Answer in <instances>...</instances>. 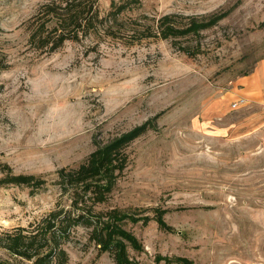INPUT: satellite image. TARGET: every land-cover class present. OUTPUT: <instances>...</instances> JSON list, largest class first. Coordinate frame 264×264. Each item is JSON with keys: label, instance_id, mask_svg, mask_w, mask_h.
Wrapping results in <instances>:
<instances>
[{"label": "rangeland", "instance_id": "1", "mask_svg": "<svg viewBox=\"0 0 264 264\" xmlns=\"http://www.w3.org/2000/svg\"><path fill=\"white\" fill-rule=\"evenodd\" d=\"M51 1L0 0V235L62 210L83 222L64 264H264V101L232 109L264 60V0H141L113 38L36 50L29 19ZM171 15L220 19L171 42L156 28ZM139 128L111 181L60 177Z\"/></svg>", "mask_w": 264, "mask_h": 264}, {"label": "trees", "instance_id": "2", "mask_svg": "<svg viewBox=\"0 0 264 264\" xmlns=\"http://www.w3.org/2000/svg\"><path fill=\"white\" fill-rule=\"evenodd\" d=\"M98 0H52L42 4L29 19L27 30L29 31L28 44L36 50H47L54 52L63 46L65 42L78 41L102 31L106 36H116L119 17L127 11L137 9L141 0H124L118 4L112 2L110 10L102 16L98 10ZM220 18L201 20L191 18L187 21L185 29L174 15L165 16L157 21V33L166 41L185 37L186 34L198 35L202 30L215 26ZM264 26V21L261 23ZM121 25V24H120ZM123 26V25H121ZM125 30L126 27H122ZM148 32V31H147ZM156 33V34H157ZM156 34L147 33V37ZM145 128L133 130L129 135L108 142L102 147H97L95 153L90 155L78 169L67 174H62L65 181L73 183L74 180L86 181L88 178L108 177L109 181L114 177L113 173L118 166L119 173L127 162L122 153L129 144L140 137ZM124 156V157H123ZM104 190L108 188L105 186ZM102 187V188H103ZM163 216V211L159 212ZM158 228L165 227V221L158 213L155 215ZM120 220V219H119ZM115 219L114 221H119ZM80 216H71L70 212L52 211L38 223L32 224L29 229L17 228L13 232H5L0 235V249H3L10 258H0V264H64L61 247L75 227L82 225ZM111 230V225H106ZM102 232H105V229ZM106 233V232H105ZM107 243H101L100 249L112 251L118 245L108 244L114 239L115 232H107ZM110 234V235H109ZM129 242H134L131 236L124 234ZM118 258H121L120 248ZM123 262V261H122ZM124 263V262H123Z\"/></svg>", "mask_w": 264, "mask_h": 264}, {"label": "crops", "instance_id": "3", "mask_svg": "<svg viewBox=\"0 0 264 264\" xmlns=\"http://www.w3.org/2000/svg\"><path fill=\"white\" fill-rule=\"evenodd\" d=\"M255 69L245 77L233 81L236 93L233 94L235 100H250L251 102L264 101V60L258 63Z\"/></svg>", "mask_w": 264, "mask_h": 264}, {"label": "built area", "instance_id": "4", "mask_svg": "<svg viewBox=\"0 0 264 264\" xmlns=\"http://www.w3.org/2000/svg\"><path fill=\"white\" fill-rule=\"evenodd\" d=\"M244 102V100H239V101H236L232 104V109L233 108H237L240 106V104H242Z\"/></svg>", "mask_w": 264, "mask_h": 264}]
</instances>
